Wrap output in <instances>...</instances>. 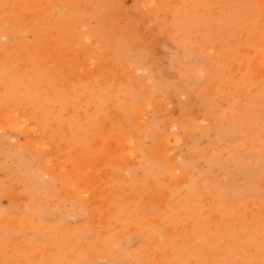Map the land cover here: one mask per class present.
<instances>
[{
    "label": "rangeland",
    "instance_id": "1",
    "mask_svg": "<svg viewBox=\"0 0 264 264\" xmlns=\"http://www.w3.org/2000/svg\"><path fill=\"white\" fill-rule=\"evenodd\" d=\"M0 264H264V0H0Z\"/></svg>",
    "mask_w": 264,
    "mask_h": 264
},
{
    "label": "bare ground",
    "instance_id": "2",
    "mask_svg": "<svg viewBox=\"0 0 264 264\" xmlns=\"http://www.w3.org/2000/svg\"><path fill=\"white\" fill-rule=\"evenodd\" d=\"M178 125V124H177ZM87 186H89V185H87ZM89 188V187H88ZM87 189V188H86Z\"/></svg>",
    "mask_w": 264,
    "mask_h": 264
}]
</instances>
